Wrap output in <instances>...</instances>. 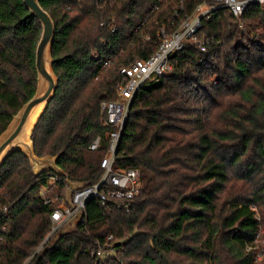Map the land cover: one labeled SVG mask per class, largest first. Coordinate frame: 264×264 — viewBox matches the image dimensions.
<instances>
[{
	"label": "trees",
	"instance_id": "16d2710c",
	"mask_svg": "<svg viewBox=\"0 0 264 264\" xmlns=\"http://www.w3.org/2000/svg\"><path fill=\"white\" fill-rule=\"evenodd\" d=\"M161 1L152 11L158 0H40L56 22L58 84L31 138L74 182L103 173L102 102L117 98L121 66L149 58L157 30H176L200 2ZM42 29L23 0H0V134L37 90ZM200 34L207 52L187 43L132 101L118 148L120 165L142 173L131 209L90 199L76 227L28 264H264L253 248L264 224V4L236 23L218 12ZM49 181L20 151L0 168L1 264H24L50 231ZM57 186L63 198L64 175ZM107 242L115 254L103 260L95 251Z\"/></svg>",
	"mask_w": 264,
	"mask_h": 264
},
{
	"label": "built area",
	"instance_id": "2783aa9c",
	"mask_svg": "<svg viewBox=\"0 0 264 264\" xmlns=\"http://www.w3.org/2000/svg\"><path fill=\"white\" fill-rule=\"evenodd\" d=\"M115 2L116 0H106ZM183 2L182 0H180ZM194 1V0H191ZM196 8L191 12L186 20L174 31L168 32L166 28L157 30L159 42L154 48V53L147 59L137 60L122 65L120 68V78L116 84L117 98L102 102V110L105 114V122L110 126L108 132L107 153L101 160L100 166L103 169L99 179L90 185L75 188L72 194L71 203L65 198H61L60 193L49 192L57 188V182L61 179V173L56 170H49V184L43 186L41 194L47 208L53 203L56 207L50 212L51 228L46 234L43 242L34 250L32 255L24 264H28L44 247L50 246L55 236L67 225L71 219L80 211H83L87 202L92 198L99 199L104 205H114L120 209L130 210L134 199L139 195L142 187V173L139 168L122 167L120 165L118 148L123 137L122 133L128 121V115L133 99L144 86H150L155 81L161 79L172 69L171 57L187 44L195 45L201 52H207L210 39L201 35L204 20L215 17L216 13L222 12L228 19L234 22L240 21L245 11L253 5H262L264 0H199ZM158 2L152 11L160 7ZM104 25V22L103 24ZM114 30L116 28H113ZM150 39V37H147ZM110 59L105 60L103 66L109 65ZM101 143V137H97L90 148L96 150ZM256 211V208H253ZM7 208L0 207V219L7 216ZM7 225L0 227V240L2 234L7 232ZM113 236L111 235L109 240ZM259 239V236H258ZM258 241V240H257ZM256 241V242H257ZM252 249V247H248ZM256 248V261L264 255V241L262 248ZM96 256L100 259H110L115 254L113 243H99L96 249ZM2 253L0 252V264Z\"/></svg>",
	"mask_w": 264,
	"mask_h": 264
},
{
	"label": "water",
	"instance_id": "95a60500",
	"mask_svg": "<svg viewBox=\"0 0 264 264\" xmlns=\"http://www.w3.org/2000/svg\"><path fill=\"white\" fill-rule=\"evenodd\" d=\"M23 1L29 9V16L38 18L43 27L36 49L37 90L33 97L25 102L19 112L13 116L7 129L0 134V168L11 153L20 151L29 157L33 171L36 174H41L44 170H56L65 176L68 187L66 200L72 204L73 192H71V188L76 185L78 186L76 188L83 187V184L79 185L82 182L70 180L66 172L57 165L59 155L39 157L35 154L34 141L31 138L40 122V117L49 106L57 90L58 76L53 69L55 59L52 54L53 44L56 39V22L53 21L50 13L41 5L40 0ZM82 215L83 211L78 212L55 236L51 245H55L62 234L76 227Z\"/></svg>",
	"mask_w": 264,
	"mask_h": 264
},
{
	"label": "rangeland",
	"instance_id": "374dc122",
	"mask_svg": "<svg viewBox=\"0 0 264 264\" xmlns=\"http://www.w3.org/2000/svg\"><path fill=\"white\" fill-rule=\"evenodd\" d=\"M234 22V21H233ZM236 23V22H235ZM81 184H83V185H85L83 182L82 183H79V185H81ZM50 186H52V185H50ZM67 187V186H66ZM76 187H78L77 185L75 186V187H72L71 188V192H73L74 190H75V188ZM67 190H68V187L66 188V190L64 191L65 193H64V195H63V198H65L66 199V193H67ZM61 191V189H60V187L59 186H57V188H55V189H53V190H51V191H49V192H55V193H61L60 192ZM256 208V213H258L259 212V210H258V208L257 207H255ZM258 215V217H260V214H257ZM75 227H73L72 229H74ZM258 241L256 242V245H257V248L258 249H260V248H262V246H263V241H264V224L260 227V234H259V239H257ZM264 259V255L262 256V258H260V260H257V262H260L261 260H263Z\"/></svg>",
	"mask_w": 264,
	"mask_h": 264
}]
</instances>
